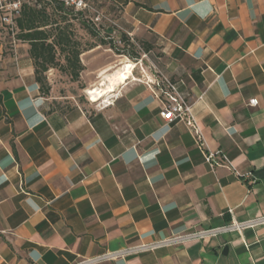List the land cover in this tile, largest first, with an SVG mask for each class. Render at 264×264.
<instances>
[{
    "label": "crops",
    "instance_id": "0c3cea01",
    "mask_svg": "<svg viewBox=\"0 0 264 264\" xmlns=\"http://www.w3.org/2000/svg\"><path fill=\"white\" fill-rule=\"evenodd\" d=\"M98 1L118 35L146 46L114 55L136 69L114 91L100 44L80 56L105 108L56 106L30 46L0 36V264H76L264 217V0ZM154 47L195 104L205 150L162 118L144 66ZM92 264H264V225Z\"/></svg>",
    "mask_w": 264,
    "mask_h": 264
},
{
    "label": "built area",
    "instance_id": "2783aa9c",
    "mask_svg": "<svg viewBox=\"0 0 264 264\" xmlns=\"http://www.w3.org/2000/svg\"><path fill=\"white\" fill-rule=\"evenodd\" d=\"M29 0H0V24L7 28L10 35L14 39V43L18 42L17 39V19L20 17L24 4L28 3ZM48 2H57L63 4L65 8L73 10L74 13L80 14V16H87V13L92 14L90 20L92 23L98 27L108 26L110 28H119L116 19L99 11L97 6L92 2L93 0H45ZM114 30V33H117ZM130 36V34H129ZM121 44V42H119ZM156 77L151 84L155 89H157V98L160 99L162 103V118L168 123H183L186 125L188 130H190L196 137L198 145L202 150H205V145L203 142V136L198 127V118L195 113V104L191 102L189 96L182 93L177 85L165 74L160 71H156ZM112 102L110 101L107 106H110ZM252 106L258 105V100H252L250 102ZM106 106V107H107ZM220 153H206L205 160L209 165L214 168L217 166L216 157ZM223 159L226 165L231 166L230 160L223 155ZM240 175V174H239ZM245 178L250 179L253 184L256 183V178L252 173L245 175ZM264 225V217L252 218L251 220L245 222L234 221L231 224L224 225L218 228H211L208 230H198L189 233L179 234V236H173L163 241L151 242L150 244H140L135 247L126 248L121 250V252H106L103 255L94 257L90 260H82L76 264H92L101 263L106 260H117L131 255H135L143 252H150L160 247L166 245H178L186 241L193 240H206L211 237H216L222 233H242L245 229L256 228Z\"/></svg>",
    "mask_w": 264,
    "mask_h": 264
},
{
    "label": "rangeland",
    "instance_id": "374dc122",
    "mask_svg": "<svg viewBox=\"0 0 264 264\" xmlns=\"http://www.w3.org/2000/svg\"><path fill=\"white\" fill-rule=\"evenodd\" d=\"M98 8L99 11L104 12L105 14L110 15V11L113 12L111 6H109L107 3H104L103 1L93 0L92 1ZM28 3L32 5H36L38 7L42 6H48V2L45 0H29ZM48 12L51 14V17L54 20H58L60 22H63L66 20L65 23H62V27H67V33L70 34L74 40L78 44V48H80L81 52L84 53V51L89 50L90 48L97 46L101 44L102 41L105 40L106 44H101L100 46L103 48L98 53V61L107 63L106 65H109L106 69L108 72L107 75L113 74L116 70L119 68L125 67L122 63L114 59V55L117 56H125L127 58H142L144 53L146 52V46L142 43L135 44L130 38L127 40H124L121 35H118V33H114V30H117V28H110L108 26H95L90 18L92 17V14L87 13V16H78L76 13L72 12L71 10L65 11V14L63 13H52V10L50 6H48ZM111 8V9H110ZM117 11V10H116ZM116 15L111 16L114 19ZM65 19V20H63ZM87 24V25H86ZM0 36L1 37H11L9 31L7 28L0 25ZM121 42V44H119ZM115 46L116 48L112 49V46ZM13 50V49H12ZM107 50V51H106ZM10 53V52H5ZM101 54V55H99ZM159 50L155 47L151 50V52L147 48V58H145V68L147 72H151L156 76V71L158 72L160 68V61H159ZM90 56L95 57V54H92ZM87 56L86 60L88 61L89 57ZM148 60V61H147ZM81 61V58H80ZM153 62V64L149 65L150 69L148 68V62ZM58 63L59 66L56 68H52L51 72L46 73V78H48V83L50 86V95L56 99V106H60L63 108H72V105H80L83 107H86L88 105L95 106L96 108H105L107 104L110 103V101L107 100H100L98 102H94L92 100V95L90 91L95 92L97 90V87H90L88 89V82L89 77H91L89 74L88 77V71H85V73H80L79 77L80 79L75 81L73 77L70 76L69 72L65 67L67 66V63L65 62V59L63 56H58ZM131 64V63H129ZM135 68L137 65H134ZM159 67V68H158ZM133 68V73H134ZM83 76V77H82ZM155 78V77H154ZM153 80V78H152ZM154 81V80H153ZM94 86H97L95 83ZM55 102V101H54Z\"/></svg>",
    "mask_w": 264,
    "mask_h": 264
},
{
    "label": "trees",
    "instance_id": "16d2710c",
    "mask_svg": "<svg viewBox=\"0 0 264 264\" xmlns=\"http://www.w3.org/2000/svg\"><path fill=\"white\" fill-rule=\"evenodd\" d=\"M48 2V1H47ZM52 13H63L71 10L63 4L48 2ZM48 6L38 7L25 3L20 17L17 19V39L30 46V56L35 65V78L40 85V91L44 95L50 94V86L46 73L59 66L58 56H63L67 66L65 67L75 81L79 80L80 73L84 71L80 61L81 52L78 44L72 36L67 33V27H62L60 22L54 20L48 12ZM73 12V10H71ZM80 16V14H76ZM87 25V24H86ZM127 40V37H123ZM101 44H106L105 40ZM100 44V45H101ZM112 46V45H111ZM116 48L115 46H112Z\"/></svg>",
    "mask_w": 264,
    "mask_h": 264
},
{
    "label": "bare ground",
    "instance_id": "6f19581e",
    "mask_svg": "<svg viewBox=\"0 0 264 264\" xmlns=\"http://www.w3.org/2000/svg\"><path fill=\"white\" fill-rule=\"evenodd\" d=\"M133 66L129 65L128 67H125L123 69L116 70L113 74L110 75V81L112 82L111 86H109L107 89L108 91H114L115 85L117 83H124L126 79L130 76L129 74L132 73ZM91 94H94V92H91ZM99 96L97 94L92 95L93 101H99Z\"/></svg>",
    "mask_w": 264,
    "mask_h": 264
}]
</instances>
